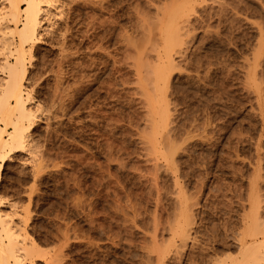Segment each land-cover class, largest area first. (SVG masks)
I'll return each instance as SVG.
<instances>
[{
    "label": "rangeland",
    "instance_id": "rangeland-1",
    "mask_svg": "<svg viewBox=\"0 0 264 264\" xmlns=\"http://www.w3.org/2000/svg\"><path fill=\"white\" fill-rule=\"evenodd\" d=\"M165 1L43 3L48 11L41 42L25 61L27 79H40L32 91L39 104L35 123L26 133L32 147L0 168V210L21 213L27 206L26 231L44 251L57 249L55 238L67 231L69 245L63 250L68 256L61 264H179L177 251L156 260L161 242L170 239L181 187L197 199L193 207L203 240L213 231L223 235L237 228L251 189L258 188L264 199V0H206L195 4L187 23L179 20L186 31L182 28L183 42L171 53L174 64L163 89L170 138H159L160 151L152 154L143 147L147 113L133 91L131 65L135 54H151L158 47L149 27L156 8L175 2ZM2 20L3 27L7 22ZM33 186L29 205L27 190ZM208 236L202 247H210ZM229 245H216L218 254L209 255L232 256L237 250Z\"/></svg>",
    "mask_w": 264,
    "mask_h": 264
},
{
    "label": "bare ground",
    "instance_id": "bare-ground-1",
    "mask_svg": "<svg viewBox=\"0 0 264 264\" xmlns=\"http://www.w3.org/2000/svg\"><path fill=\"white\" fill-rule=\"evenodd\" d=\"M4 1H5V4H4L5 6H2V5H1L2 7L0 6V16H1L0 19H4L7 23H11V24L7 25V23L2 20L4 23H6V25L3 27H2V25H4V24L0 25L2 27L0 29V46H1L0 50L2 52H4V55L12 56L13 61L10 62L9 60H7V58H3V59L1 58L2 61L0 63V71H1L0 74L2 75V76L0 75V168L5 163V161H7V159H10L11 157H13L17 152L23 151V150L31 151V147H32L31 146V140L28 138V135H26V133L34 126L36 112L38 111V105L39 104H35V102L33 101L34 99L32 97V91H33V86H34L33 84H35L34 81H36V79L38 77H36V79H35L34 76H33L34 78H30L31 77L30 76L27 79V74H28L27 72L28 71H27V68L25 66V61H26V54L28 53L31 56L32 50H35V48L41 42L40 35H42V34L40 33V31H41L42 25H43V20H44L43 16H45L44 13L46 11H48V9H45L46 6L45 7L43 6V3L45 2L48 4V6L50 5L48 3L49 0H4ZM51 1L52 0H50V3H51ZM205 1L206 0H175V2L174 3L172 2L171 5L167 4L168 6H164V7L160 6L162 8H160V7L156 8L155 14L153 13V15H155V16H153V17L151 16L152 18H154L155 21L154 22H152L153 20L150 21L153 24L152 25L153 28L150 25H149L150 27L148 26L149 29L151 28L150 32H149L150 34H148V35H151V32L155 31V33H153L154 35H151V36L152 37L154 36V38H155V35H156L157 39L153 38L155 41H152V42H156V40H158L156 42V46H158V47H154V49H153L154 53L151 51L153 54L152 53L149 54L146 51H145L146 53H143V51H142V52L137 53V55L135 54V56H137L136 58L131 57L134 60V62L132 60L131 67H133V68L135 67L134 70H135V76H136L135 80H134L135 87H133V91H134V93H136V95L139 94V96L142 98V102L144 104V108L146 107L145 111L147 113V115H146L147 118H145V119H147L146 124H144V128H145L144 130H146V131L143 132V133L146 132L145 136L143 137V138H145L146 141L143 142V144H144L143 147H144V149H146V148L149 149V151L152 154L159 153L158 151H160V147H159L160 142L158 141V139L163 138V140H164V138H165V142H168V141H166V139L169 137V132H170L169 128H167L169 125V121H170L169 113H168L169 108L167 109L166 105H165V101H164L165 98H164V94H163V89L167 83V79L169 77V71L171 70V68L173 67V64H174L173 57H172L171 53L174 49L179 48V46H181V43L183 42V41H181L182 40L181 35H183L181 33L183 30L182 28H184L183 31H186L185 30V28H186L185 24L183 25V27L182 26L180 27L181 22H180V24L178 22L180 19H182L183 21L182 20L181 21L183 23H187L188 19H189L188 13L192 9H194L195 4H198V3L203 4ZM165 2H167V0ZM168 3H170V1ZM54 4H55V2H54ZM22 5H24L25 7L22 8ZM142 22H143V20H142ZM146 24H148V23H146ZM140 27L142 28L143 26H140ZM180 28H181V30H180ZM184 34H187V33H184ZM259 34H261V33H259ZM151 36L149 37V39L151 38ZM144 37L145 36H143V38ZM261 37L262 36H260V39H261ZM129 40H130V38H129ZM151 40H152V38H151ZM259 42H261V41H259ZM128 45L129 44H127V46ZM132 45H135V43H133ZM137 45L138 44H136V46ZM151 45H152V43H151ZM159 45H160V47H159ZM261 45H263V43ZM133 47H134L133 49H135V46H133ZM158 48H159V50H158ZM136 49L138 50V48H136ZM143 49H145V48H143ZM98 50H99V48H98ZM131 54H129V55H131ZM127 59H128V56H127ZM252 59H253V57H252ZM246 61H247V59L245 58V62ZM176 65L178 66L177 63H176ZM59 68H60V66H59ZM247 68L249 69V65ZM257 68H260V66L259 67L257 66ZM253 69L255 70V68H253ZM59 72H60V74H57L56 77L54 78L56 80L55 82H57V85H59V82L61 81L60 77H57V76H61L62 70L60 69ZM246 76L247 75H245L244 79H246ZM257 81L262 82L260 79ZM258 82H257V84H258ZM252 83H254V82H252ZM54 84H56V83H54ZM261 84L259 83V85H261ZM60 85H61V83H60ZM246 86H248V85H246ZM55 87H57V88H54L55 90L58 89V86L55 85ZM59 87H61V86H59ZM258 87L259 86H257V89H258ZM248 88L250 89V87H248ZM55 90H54V92H55ZM56 92H57V90H56ZM58 92H59V90H58ZM55 95H56V93H55ZM134 96H135V94H134ZM165 96H167V95H165ZM57 99H58V96L56 95V101H57ZM169 100H168V102H169ZM56 101H54V103L52 105L57 103ZM59 102L60 101H58V103ZM138 102H139V100H138ZM143 104H142V106H143ZM59 106H61V105H59ZM54 107H55V105H54ZM9 129H11V130L9 131ZM173 137H174V135H173ZM169 138H168V140H169ZM171 139H172V137H171ZM167 144H169V143H167ZM172 145H171V147H172ZM165 146H166V144L164 145V147ZM171 149L174 150V147H172ZM167 151H171V150H168V148H167L166 152ZM147 153H149V152H147ZM167 156H168V154H167ZM168 157L169 158L172 157L171 153H170V156H168ZM172 158H174V157H172ZM164 159L166 160L165 157H164ZM155 160H157V159L154 158L153 164L155 163ZM158 162L159 161H157V164L155 163L153 165V167L158 165ZM40 164H41V162H40ZM42 164H43V162H42ZM170 165H171V163H170ZM172 165H174V163H172ZM156 167H158V166H156ZM156 167H154V168H156ZM151 170H153V169H151ZM177 170H175V171H177ZM254 185H256V184L251 183L252 187ZM251 186H250V188H252ZM254 187H256V186H254ZM34 188H36V187L33 186L27 190V192H28L27 199L29 201L28 202L29 205H30V201L33 197L31 194H33L35 192ZM181 188L178 189L177 202L174 201L175 203H177L176 207H177L178 212L177 211L176 212L178 214L173 213V214H176L175 216L177 218L175 217L174 223H172V225L170 224L171 225V228H169L171 231V233L169 234L170 239L167 241V243L161 242V244H163L164 246L161 245L163 247H160V248L158 247L159 248V254H158V256L156 255L157 256L156 261L162 260V258H165L164 256L167 255L169 252L171 253V251H174V254H176L175 251H177V253L179 254V257L177 256L175 258H177V262L179 261L178 262L179 264H205L203 262H207V264H264V199L261 198V195H259L257 193L259 191V190L257 191L258 188H254L255 191H254V189H251V190L249 189L250 190L249 193L251 195L249 194L250 196L247 199L248 200V203H247L248 207L244 206V205L242 206L243 207L242 210H244V213H242V215L240 217V220H239L240 224L236 223L237 228L232 227L230 230H226V229H224V227H223L224 225H223L222 231L226 230L225 233L223 232L224 233L223 235H222V233H219V231L217 232V230L215 229L216 231H213V233L211 234L212 236L210 235L211 237L207 235L209 238V243L211 242L210 247L208 246V248L202 247V245L200 243V241H205V238L207 236L204 237V240H203V236H201L202 235L201 227L199 226L200 229H199V227H197V224H199V222L198 223L196 222V218H195L196 213H194L197 209L195 210V208L193 207L195 205H198L197 199L194 200L192 196H191L192 198H189L188 195H190V194L187 195L185 192L183 193ZM197 192H199V191H197ZM259 193H261V191ZM195 196L196 195H194V197ZM190 199H192L194 202L189 203V201H191ZM2 200L0 199V207L2 205ZM38 201H40V200H38ZM195 201H196V203H195ZM129 205H130V203H129ZM11 206H13V205H11ZM21 208H19V209H21ZM25 209H28L29 214H30V209L27 206L24 208V210ZM17 210L18 209L14 208L13 210H11L10 214H6L0 210V264H38L37 259L39 260V258L43 259V261L46 262L45 264H59L60 262L65 261L63 259L67 255V254L65 255V253H67V251L65 252V250H63V249L68 248L67 247L69 245L68 241L70 239L66 235L67 231H66V233H63L64 231L61 232V235L59 233V236L57 238H55L56 237V235H55L54 238L58 239L56 242L60 243V245H58L59 247H57V249H54L53 251L52 250L44 251L41 248H39V246L35 242V240H33L32 238H30L28 236L29 234L26 231V227H27L26 223L28 222V219L31 218V216H29V214H28V210L24 211L22 209L21 211H23V212H21V213ZM245 210H247V211H245ZM237 213H238V211H237ZM172 217H174V216H172ZM199 225H201V224H199ZM212 225L213 224H211L210 226H212ZM155 227H156V225H155ZM155 227H154V229H155ZM66 228H68V227H66ZM229 228H230V226H229ZM69 229H70V227H69ZM58 231H62V230L60 229ZM226 232H228V234ZM68 233H69V231H68ZM203 233H204V231H203ZM201 237H202V240H200ZM75 238H77V237H75ZM154 238H156V237H154ZM163 239L164 238H162V240ZM165 240H167V239H165ZM154 241H155V239H154ZM206 241H208V239H206ZM215 244L220 245V246L223 244V246H225L227 248L231 247L229 244H232L233 246L235 245V249L237 250V252L234 255L232 254V256L230 255L229 252H227L229 255L224 256V257L222 256L223 258L213 257V256H211V254L209 255V253H213V254H214V252L217 253L215 251L216 249L213 248L216 246ZM157 246H159V245L157 244ZM154 247H156V246H154ZM208 251H211V252H208ZM204 252H207V253H204ZM156 253H158V251ZM225 253L226 252H224V254ZM159 264H161V263H159Z\"/></svg>",
    "mask_w": 264,
    "mask_h": 264
}]
</instances>
